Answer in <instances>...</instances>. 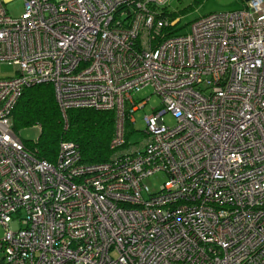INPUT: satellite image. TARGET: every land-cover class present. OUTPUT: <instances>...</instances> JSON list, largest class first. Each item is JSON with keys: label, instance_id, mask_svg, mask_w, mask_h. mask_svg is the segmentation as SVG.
<instances>
[{"label": "built area", "instance_id": "built-area-1", "mask_svg": "<svg viewBox=\"0 0 264 264\" xmlns=\"http://www.w3.org/2000/svg\"><path fill=\"white\" fill-rule=\"evenodd\" d=\"M0 0V264H264V0L167 34L169 0ZM113 111L109 160L61 141L56 160L13 130L25 87ZM152 86L145 140L124 147ZM169 113L173 124L164 121ZM166 174L157 191L144 179Z\"/></svg>", "mask_w": 264, "mask_h": 264}, {"label": "trees", "instance_id": "trees-1", "mask_svg": "<svg viewBox=\"0 0 264 264\" xmlns=\"http://www.w3.org/2000/svg\"><path fill=\"white\" fill-rule=\"evenodd\" d=\"M162 15L172 21L180 14L172 11L166 4L161 8ZM174 26L165 27L167 34H183ZM191 23V22H190ZM64 118L55 101L51 84L43 83L25 87L12 110L13 130L19 135L22 129L38 127L39 134L35 140L22 139L24 146L35 154L37 158L54 162L61 141L75 143L81 152V160L95 163L109 160L114 151L110 148V141L115 128L113 111L95 110L93 108L71 109ZM130 124L125 135L124 147L130 142Z\"/></svg>", "mask_w": 264, "mask_h": 264}, {"label": "rangeland", "instance_id": "rangeland-1", "mask_svg": "<svg viewBox=\"0 0 264 264\" xmlns=\"http://www.w3.org/2000/svg\"><path fill=\"white\" fill-rule=\"evenodd\" d=\"M243 0H169L167 5L172 11L180 14L179 23L177 28L180 33H186L189 30V23L206 14L212 12H224L239 10L244 7ZM6 7L11 15L19 16L23 9L22 0H13L6 4ZM16 74V68L13 65L2 64L0 66L1 77H11ZM132 96L137 102L147 100L148 102L134 112V123L130 124V142H135L141 145L145 140L144 129L145 122L144 116L152 111L160 103V98L155 94L152 86H145L137 91L132 92ZM164 121L167 124H173L174 119L169 113L164 114ZM39 134L38 127L22 129L19 132V137L22 139L35 140ZM166 174L162 171L153 173L144 179V183L149 187L150 191H157L159 186L165 181ZM3 234V229L0 227V236Z\"/></svg>", "mask_w": 264, "mask_h": 264}, {"label": "water", "instance_id": "water-1", "mask_svg": "<svg viewBox=\"0 0 264 264\" xmlns=\"http://www.w3.org/2000/svg\"><path fill=\"white\" fill-rule=\"evenodd\" d=\"M248 1H250V0H243L244 3H247Z\"/></svg>", "mask_w": 264, "mask_h": 264}]
</instances>
